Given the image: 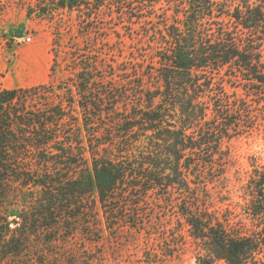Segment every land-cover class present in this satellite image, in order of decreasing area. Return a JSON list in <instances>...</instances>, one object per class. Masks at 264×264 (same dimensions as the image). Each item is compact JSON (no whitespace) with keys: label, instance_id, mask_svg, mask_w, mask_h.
<instances>
[{"label":"trees","instance_id":"obj_1","mask_svg":"<svg viewBox=\"0 0 264 264\" xmlns=\"http://www.w3.org/2000/svg\"><path fill=\"white\" fill-rule=\"evenodd\" d=\"M49 1L79 24L110 4L131 26L157 27L146 31L153 39L131 88L100 85V64L74 57L65 84L0 90V264H94L86 241L99 242L104 228L141 232L138 212L153 204L177 209L188 235L173 247L192 243L199 264H264V167L251 164L240 181L241 218L194 195L190 182L199 172L223 177L224 141L253 128L233 118L227 86L248 84L264 101V0ZM57 65L55 54L52 72ZM144 255L145 264L172 262Z\"/></svg>","mask_w":264,"mask_h":264},{"label":"rangeland","instance_id":"obj_2","mask_svg":"<svg viewBox=\"0 0 264 264\" xmlns=\"http://www.w3.org/2000/svg\"><path fill=\"white\" fill-rule=\"evenodd\" d=\"M249 1L253 4L258 2ZM45 7L50 13L41 11L40 8ZM161 8L158 7V14H162ZM53 10L55 7L49 0H0V90L65 84L72 77L70 69L75 62L74 57H79L84 65H90V60L100 64L97 73L100 85L131 88L132 81H127L135 77L132 68L146 58L149 40L153 39L147 37L149 34L146 31L153 32L157 25L146 21L131 26L127 21L120 20L116 13L113 14L110 4L87 25L79 24L76 13ZM89 29L93 30V35L83 37ZM17 33L22 36L18 37ZM28 37L31 41L25 42ZM55 54L58 65L52 72ZM108 64L131 73H118L112 77L104 67ZM248 87V84H243L242 89L234 90L227 86L233 101L229 109L233 118L253 128L234 133L232 138L224 141L222 147L230 161L218 162L228 166L226 171L222 169L217 173L223 177L211 181L209 175L200 176L199 172L197 177L189 180L193 188L199 184L194 195L209 198L212 205L221 206L222 214L227 210L239 218L243 214L239 204H243L248 194L240 181L246 179L247 171L252 169L251 164L257 162L264 167V101L263 97L248 92ZM239 101L248 108L243 114L235 107ZM260 102L261 106L258 105ZM219 104L226 107L225 100L221 99ZM180 198L188 203L193 201L192 196L181 194L177 196V199ZM127 213H131V209ZM138 213L137 222L143 224L141 232L130 227L119 232L104 228L99 242L86 241L89 254L100 258L94 264H145L144 254L149 248L164 260H171L169 264H199L200 250L189 242L190 238H187L188 244L180 245L178 249L173 247L184 243L188 235L187 227L176 217L175 207L153 204L144 206ZM50 264L57 263L54 260ZM213 264L227 263L215 261Z\"/></svg>","mask_w":264,"mask_h":264},{"label":"built area","instance_id":"obj_3","mask_svg":"<svg viewBox=\"0 0 264 264\" xmlns=\"http://www.w3.org/2000/svg\"><path fill=\"white\" fill-rule=\"evenodd\" d=\"M24 41L25 42H30L31 41V38H29V37L28 38H25Z\"/></svg>","mask_w":264,"mask_h":264},{"label":"water","instance_id":"obj_4","mask_svg":"<svg viewBox=\"0 0 264 264\" xmlns=\"http://www.w3.org/2000/svg\"><path fill=\"white\" fill-rule=\"evenodd\" d=\"M17 36H18V37H21V36H22V34H21V33H17Z\"/></svg>","mask_w":264,"mask_h":264}]
</instances>
